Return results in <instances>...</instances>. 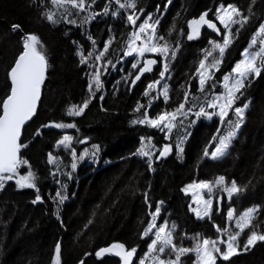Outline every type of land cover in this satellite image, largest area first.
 Wrapping results in <instances>:
<instances>
[{"label": "trees", "instance_id": "obj_1", "mask_svg": "<svg viewBox=\"0 0 264 264\" xmlns=\"http://www.w3.org/2000/svg\"><path fill=\"white\" fill-rule=\"evenodd\" d=\"M167 2L139 0L138 5L145 8V13H140L142 16L147 12L156 14L157 5L160 6L164 15L158 16L161 21L158 34L164 36L176 51V56L169 58L170 101L167 104L163 98L153 101L149 108L152 116L178 105L183 99L181 85L188 87L191 84L192 95L199 97L200 101L205 98L197 91V78L191 74L203 58L204 50L211 47L208 41L222 42V35L204 28L198 37L189 41L187 20L209 9L213 13L218 3H233L248 14L251 0H171L165 9L163 5ZM105 4L110 5L109 14H101L83 26L80 20L86 13L73 16L77 20L76 25L63 21L53 25L41 17L42 6L38 0H0V98L10 87L7 70L21 48L23 33H34L40 38L49 65L41 87L39 107L24 127L20 141L28 145L20 153L29 162L28 166L22 167L25 169L23 173L30 166L36 174L43 202L33 204L36 190L17 189L14 181L6 182L0 189V264H51L57 241L62 245L61 264H79L81 260L85 264H119L117 257L106 255L98 260L95 256L99 247L113 242H122L128 248L137 247L138 260L146 250L147 240H141L138 233L146 226L149 219L147 213L154 211L156 201H163L157 223L165 218L168 223H175V243L184 247H191L192 238L197 234L201 238L215 239L219 233L213 225L225 227L228 206L235 209L236 215L252 205L260 206L261 213L256 216L254 224L261 226L258 231H264V73L251 80L245 95L237 101V105L244 100L249 102L245 121L226 155L215 160L204 157L203 152L205 147L212 145L208 142L219 124L216 117L212 120L200 118L195 124H190L181 158L177 157L174 137L166 141L159 130L130 123L141 115L133 112L137 101L148 106V98L142 93L150 81L158 79L161 65L156 55H151L158 61L153 71L146 74L133 89L129 86L131 76L127 82L123 79L128 65L125 64L122 71H109L101 78L104 86L82 116L73 118L66 115L68 106L79 105L87 98L86 73L90 72L88 64L94 63L93 56L88 64H80L77 51L84 56L90 51L97 53L109 36H114L104 60L116 61L123 55L124 41L131 31V26L125 23L124 10H119L121 14L118 17H112L110 13L118 9L115 0H96L89 11L102 13ZM43 7L50 8L51 5L45 0ZM262 19L264 0H256L251 22L239 34L234 33L233 43L226 50L220 70L215 73V88L209 89L211 83L206 85L209 92L218 90L221 78L241 58L240 53ZM14 23L21 25L22 32L11 30ZM173 24L175 27L169 34L168 29ZM89 36L96 42L95 46ZM214 55L218 56V51ZM193 119L196 118L190 115L188 122ZM49 121L75 123L76 128H47L40 136L33 135L37 127ZM186 126L185 121L182 127L178 125L175 130L178 132ZM225 127L226 124L221 126L222 129ZM63 133L75 138L73 148L78 153L91 144L99 145L100 152L97 162L78 166L67 189L63 190L66 199L57 206L52 198L57 190L62 189L51 185L54 176L47 163V154H56L55 141ZM141 136H152L156 147L165 143L172 146L168 156L153 160L152 171L148 170L147 158L132 155L140 146ZM85 137L88 138L86 143L75 142ZM57 154L61 157V167L71 170L70 151ZM217 176H224L229 183L235 180L244 190L234 195L229 203L222 202L220 210H213L210 219H198L194 212L189 211L190 195L180 190L193 181H214ZM145 191L148 192L151 209L144 204ZM54 212L60 219L53 215ZM246 233L247 230L242 235L241 244L246 239ZM85 252L89 255L85 256ZM193 259V255L183 257V264H192ZM217 264H264V242H257L249 251H241L229 261L218 259Z\"/></svg>", "mask_w": 264, "mask_h": 264}, {"label": "snow or ice", "instance_id": "obj_2", "mask_svg": "<svg viewBox=\"0 0 264 264\" xmlns=\"http://www.w3.org/2000/svg\"><path fill=\"white\" fill-rule=\"evenodd\" d=\"M51 5L50 8L43 7L45 0H38L42 6L40 15L50 24H57L63 21L66 24L76 25L77 20L73 16H80L81 13H86L81 20L80 25L83 26L89 23L97 16L109 14V4H105L102 13L89 11L95 4L96 0H47ZM118 5L116 11H112V17H118L123 11L125 23L131 26V31L127 33V38L124 41L126 47L123 48V57H133L131 64L132 69L138 71L132 76L131 85H135L143 74L153 71V65L158 63L157 59L145 58L146 53H150L159 57L161 70L159 79L150 81L142 95L148 98V106L145 107L137 101L134 113H141L130 123L132 125H142L151 129H157L163 134L164 140H169L171 134L178 125H183L184 120L194 116L196 119L190 121V124H195L200 118L212 120L218 118L219 124L216 131L212 134V139L208 142L212 144L217 141L214 148L211 150L205 147L203 156L211 159H218L226 155L232 140L236 137L238 130L245 121V111L249 107V102L244 100L239 106L237 101L245 95V89L250 85L251 80L264 73V19L258 22V27L250 37L248 44L240 53L239 59L232 67L229 73H226L220 80L221 91L211 92L206 88L209 83L215 88V73L218 72L223 63L226 50L233 43L234 33L239 34L240 31L251 22L253 15V5L256 0H251L248 5V14L233 3H222L215 7L214 19L209 18V12H201L198 17L187 20V39L189 41L195 39L201 34V29L207 27L218 36L222 35V42L209 40L211 46L204 50L203 58L198 61L195 72L191 75L197 78V91L205 97L200 101L199 97L193 96L190 92L191 84L188 87L181 85L183 90V99L172 110H160L155 116L150 115L149 108L153 101L159 97L163 98L165 104L170 101V88L167 83H163L162 87L158 85L165 80L169 73V58L176 56V51L165 40L164 36L158 34V26L161 23L158 16H163L164 12L160 11V6L157 5V13L147 12L143 17L140 13H145V8L138 7L139 0H115ZM171 0L163 5L166 9ZM55 9V11L53 10ZM217 22L220 27L217 26ZM235 26V27H234ZM172 27L168 29L169 34L172 32ZM13 32H22L21 25L12 24ZM92 40V37L89 36ZM115 37L109 36V39L104 42L103 48L98 54L90 51L87 56L81 54L78 50L77 55L80 56V64H88V61L94 56V65L88 64V67L93 68V72L86 73L88 77V96L79 105L72 104L66 108L68 117H80L88 108L96 93L103 88L101 80L102 69L107 71L109 68H115L110 60L102 59L110 49ZM93 46L95 41L92 40ZM21 48L18 54L14 57V62L7 70V79L10 82V87L6 94L0 98V189L4 188L6 182L13 181L17 189H35L36 195L32 200L33 204L43 202L37 187V176L31 171L30 166L27 172L21 174L22 166H28L29 162L23 159L20 155L21 149L28 145L20 143L22 139V128L29 122L37 112L38 101L41 98V87L46 78V70L48 68V60L44 45L40 38L34 33H23L20 37ZM179 47V44H176ZM218 51V56L214 55ZM121 57V58H123ZM130 75H132L130 73ZM124 82L128 81V77H124ZM157 92V96H152L153 91ZM103 100L104 96L101 95ZM198 109V110H197ZM103 110V108H101ZM234 117V119H233ZM227 125L226 128H221L222 125ZM72 129L76 128L75 123H64L58 121H49L46 124H41L35 129L34 136H40L43 129ZM222 133V134H221ZM74 137L65 133L55 141L54 147H63L71 153L70 168L75 171L78 161L85 157L95 158L100 152V146L97 144L91 145V151L84 149L77 152L72 148ZM87 137L83 140H75V142L84 144L87 142ZM186 136L178 137L176 144V154L181 158L183 152V141ZM154 151H158V155H153ZM172 151V146L165 143L161 148L157 149L153 143L152 136H141L140 146L132 155H138L142 158H147L148 170H153V160H159L166 157ZM47 163L54 165L57 172H52L53 176L60 171L61 161L58 156L52 152L47 154ZM71 179V172H64ZM57 184L61 182L56 181ZM61 187H64L61 185ZM214 190L225 194L229 199L234 195L242 192L244 189L238 186L235 180L230 183L226 181L224 176H217L214 181L201 180L193 181L181 188V192L186 195L191 192L192 199L197 205L196 208L189 206V211L194 212L198 219L205 217L211 218L213 210H220V199L213 204ZM207 193V198L202 193ZM144 204L151 209L148 192L143 193ZM53 203L57 206L62 204L66 196L61 190H57L55 197L52 198ZM163 201H156L155 209L150 210L147 215L146 226L138 233L141 240L146 242V250L139 259H135L138 255L137 247L128 248L122 242H113L104 247H99L95 251V256L101 260L106 255H111L119 258V264H183L182 257H187L189 254L194 256L192 264H217L218 259L229 261L231 257L238 255L241 251H249L257 242H264V231H258L261 226L254 224L256 216L261 213V207L256 205L246 208L239 215H236L235 209L229 207L227 209V220L234 221V226L216 228L219 235L215 239L201 238L199 234L194 236L191 247H184L175 243L176 224H168L167 218L161 223H157L158 217L161 215ZM57 219L60 216L54 212ZM91 223V221H90ZM246 233V239L241 244L242 235ZM183 235V234H182ZM61 242L55 243L54 254L51 257V264H61ZM167 254V258H165ZM85 256L89 253L85 252ZM79 264H85L83 260Z\"/></svg>", "mask_w": 264, "mask_h": 264}, {"label": "rangeland", "instance_id": "obj_3", "mask_svg": "<svg viewBox=\"0 0 264 264\" xmlns=\"http://www.w3.org/2000/svg\"><path fill=\"white\" fill-rule=\"evenodd\" d=\"M220 4H222V3H218L216 6H219ZM214 12H215V8H214ZM213 16H214V13H213ZM143 17V16H142ZM124 47H126V44L123 46V48ZM123 48H122V53H123ZM100 50H98L97 51V53L96 54H98V52H99ZM149 55H153V54H150V53H146L145 54V57H149ZM121 57H123V55L121 56ZM118 58L116 61H111L112 62V64H114V65H116V67L115 68H109V69H107V71H104L103 69H102V76H101V78L103 77V76H105V75H107L108 73H109V71L110 72H115V71H117V70H121V68H124V67H126L125 66V64H128L127 65V68H126V70H125V77H130V76H133L134 74H135V72L136 71H138V68L140 67V66H142V65H138V67H137V69H132L131 68V64H132V62H133V57H123V58ZM241 59V58H240ZM108 60V59H107ZM104 61V58L102 59V61L101 62H103ZM237 62V61H236ZM235 62V63H236ZM94 63H95V61H94ZM94 63H92L93 65H94ZM234 63V64H235ZM93 68H90V72H93ZM231 70V69H230ZM230 70L227 72V73H229L230 72ZM122 71V70H121ZM130 73L132 74V75H130ZM169 75L170 74H167V76H166V78H165V80L161 83V85H158V88L159 87H162L163 86V83H167L168 84V78H169ZM159 79V78H158ZM169 85V84H168ZM209 89H213V87H212V85L210 86V88ZM222 89H221V86H220V84H219V87H218V90L217 91H215V92H219V91H221ZM214 91V90H213ZM213 91H210L209 92V94H211V92H213ZM151 95L152 96H157V92L154 90L152 93H151ZM159 98H162V97H159ZM205 99V98H204ZM204 99H202L201 101H203ZM155 100H157V99H155ZM154 100V101H155ZM147 105H148V101H147ZM237 106H239V105H237ZM198 110V109H197ZM233 119H234V117H233ZM185 121L187 122V126L185 127V128H183L182 130H179L178 132L176 131V130H174L173 131V135L171 134V136H170V139H172L173 137H174V141H175V145L177 144V141H178V137H180V136H186V130H187V128L190 126V122H188V119H186V120H184V123H185ZM183 123V124H184ZM183 125H180V127H182ZM226 127H227V125H226ZM225 127V128H226ZM65 133H63L62 135H64ZM68 134V133H67ZM222 134V133H221ZM61 135V136H62ZM170 139H169V141H170ZM233 141V140H232ZM184 142V141H183ZM216 142H218V140L217 141H214L213 143H212V145L209 147V149L211 150L212 148H214V145H215V143ZM168 144H170L171 145V143H168ZM92 145V144H91ZM91 145H89L88 147H83L81 150H80V152L81 151H83L84 149H89V151H91ZM72 148H73V145H72ZM157 149H159V148H161V147H156ZM76 150V149H75ZM64 151H66L63 147H60V148H56V147H54V153H56V154H54L55 156H58L59 158H61L60 157V155H58L57 153L58 152H64ZM77 152V155L79 154L78 153V151H76ZM157 154L158 155V151H154V153L153 154ZM98 156H99V154L95 157V158H90V157H85L83 160H80V161H78V164H77V168H78V166H84V165H87V164H93L94 162H97V160H98ZM70 157H71V154H70ZM72 159V158H71ZM22 167H24V166H22ZM77 168H76V170H77ZM49 169H51V173L52 172H57V169L55 168V166L54 165H49ZM25 169L24 168H21V170H20V172H21V174H23V171H24ZM76 170L75 171H72V170H70V172H71V179H69L66 175H63V173L64 172H66L65 171V168H63V167H61L60 166V171L57 173V175H56V177H58V176H62V178L63 179H65V178H67L68 179V181H69V183H70V181L72 180V178L74 177V174H75V172H76ZM14 181V180H13ZM196 182H199V181H196ZM69 183H68V185H69ZM190 184V183H189ZM68 185L64 188V189H62V193H63V190H65V189H67V187H68ZM186 185H188V184H186ZM64 194V193H63ZM189 195H190V205H191V207H193V208H196L197 207V205L195 204V202L193 201V199H192V194H191V192H189L188 193ZM202 195H204V197L205 198H207V193L206 192H204V193H202ZM217 198H219L220 199V202L222 203V202H225V203H229L230 202V200L231 199H229L225 194H223L222 192H220V191H216V190H214V192H213V204H214V207H215V202H216V200H217ZM220 203V204H221ZM252 206H255V205H252ZM252 206H250V207H252ZM229 207H231V206H228L227 207V209L229 208ZM231 208H233V207H231ZM249 208V207H248ZM227 209H226V211H225V216H226V213H227ZM221 210H223L222 208H221ZM245 210V209H244ZM244 210H242L241 212H243ZM240 212V213H241ZM239 213V214H240ZM195 214V213H194ZM239 214H237V215H239ZM169 224V226L171 225V223H168ZM229 227V228H232L233 226H234V221H229V220H227V216H226V218H225V227ZM189 255H191V254H189ZM165 258H167V254H165ZM183 258V257H182ZM139 259V258H138Z\"/></svg>", "mask_w": 264, "mask_h": 264}, {"label": "bare ground", "instance_id": "obj_4", "mask_svg": "<svg viewBox=\"0 0 264 264\" xmlns=\"http://www.w3.org/2000/svg\"><path fill=\"white\" fill-rule=\"evenodd\" d=\"M140 15L142 16V14ZM65 171L70 172V170H67V169H65ZM57 180H59L61 183L57 184L56 183ZM51 181H52L51 185L52 186L54 185L57 189H64L69 183L68 179L67 178L63 179L62 176H58V177L54 176L51 178ZM61 185H63L64 187H61Z\"/></svg>", "mask_w": 264, "mask_h": 264}, {"label": "water", "instance_id": "obj_5", "mask_svg": "<svg viewBox=\"0 0 264 264\" xmlns=\"http://www.w3.org/2000/svg\"><path fill=\"white\" fill-rule=\"evenodd\" d=\"M207 11L209 12V15L212 13V12H211V9H209V10H207ZM203 28H207V27L205 26V27H203ZM203 28H202V29H203ZM202 29H201V30H202ZM207 29H208V28H207ZM212 33H214V32H212ZM214 34H216V33H214ZM151 59H153V58H151ZM153 66H154V65H153ZM145 75H146V73L142 75L141 79H140L139 81H137V83H136L135 85H131V81H130V88L133 89V88H134V87H135V86H136V85L142 80V78H143ZM131 79H132V78H131ZM40 99H41V98H40ZM39 103H40V100L38 101L37 109H38V107H39ZM35 114H36V113H35ZM33 117H34V116H33ZM31 120H32V119H31ZM31 120H30V121H31ZM30 121H29V122H30ZM29 122H26V125H27ZM26 125H25V126H26ZM25 126H24V127H25ZM24 127L22 128V133H23ZM117 258H118V257H117ZM118 259H119V258H118ZM135 259H137V256L135 257Z\"/></svg>", "mask_w": 264, "mask_h": 264}]
</instances>
